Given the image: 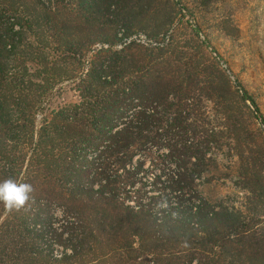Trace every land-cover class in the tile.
<instances>
[{"label": "rangeland", "instance_id": "obj_1", "mask_svg": "<svg viewBox=\"0 0 264 264\" xmlns=\"http://www.w3.org/2000/svg\"><path fill=\"white\" fill-rule=\"evenodd\" d=\"M117 3L108 6L102 1L91 7L80 0H0V115L6 122L0 125V178L32 187L23 206L0 208L4 255H29V264H47L43 261L48 258L88 264L99 257L90 264L190 262L194 255L174 242L170 256L168 248L163 251L150 240L136 241L134 252L130 251L126 242L130 229L118 205L113 211L107 209L102 227L106 234L96 243L84 233L71 238V231L81 232L84 222L77 223L76 216L39 195L58 177L53 163L61 157L62 135L54 146L49 128L57 127L64 137L68 131L56 117L58 110L151 79L157 87L148 100L160 107V113L179 111L176 116L172 110L162 115L158 146L171 141L170 130L174 133L183 127L180 130L186 129L190 136L195 133L193 143L210 140L209 156L220 165L218 178L214 180L212 174L209 183L196 182L189 198L235 208L242 224L263 230L254 240L264 243V0ZM130 106L126 103L124 108ZM153 148L143 154L146 159L167 152L164 147ZM88 150L86 156L93 158L95 147ZM148 162L146 169L151 167ZM163 164L165 171L175 168L168 159ZM148 172L143 174L146 182H138L143 184L146 203L163 197L149 190L153 179L149 174L154 172ZM96 178L94 188L105 185L106 199L126 200L119 187L124 181L120 169L102 168L93 181ZM161 178L165 181L162 173ZM113 187L119 188L114 191ZM124 191L133 195L131 190ZM258 220L262 225H257ZM193 224L201 230L198 223ZM72 246L76 254L85 250L78 262H71ZM225 254L231 257L234 252ZM262 254L257 255L259 259L264 258Z\"/></svg>", "mask_w": 264, "mask_h": 264}, {"label": "trees", "instance_id": "obj_2", "mask_svg": "<svg viewBox=\"0 0 264 264\" xmlns=\"http://www.w3.org/2000/svg\"><path fill=\"white\" fill-rule=\"evenodd\" d=\"M80 1L92 7L102 1L109 6L113 2L120 4L126 0ZM154 80L151 79L148 83L141 81L139 84L131 82L128 85L129 88L120 89L111 96L106 95L100 98L99 95H95L93 100L88 97L81 106L74 104L59 109L56 117L64 123V129H68L65 132L66 136L64 137L57 127L49 128L54 146H57L56 142L62 135L61 157L57 159L59 165L57 162L53 163V166L58 168V177L51 179L45 190L40 189L39 195L54 204L57 203L67 213L76 216L79 219V221L76 220L77 223L84 222L85 226L81 232L71 231V238L75 235L81 237L84 233L90 235L91 241L96 243L99 236L106 234L102 227L106 222L107 209L113 211L119 206L130 229V236L126 242L130 245L129 249L132 252L135 250L134 244L150 240L154 247L160 245L163 251L168 248L169 251L166 254L170 256L173 251L172 242H174L178 247L183 245L184 249L194 255L188 264L193 262L232 264L231 261H227V258L234 264L240 261L241 264L245 262L259 264V260L264 261V258L259 259L260 257L257 256L264 252V243H257L254 239L260 236L261 232H258L263 230L257 229L258 227L249 228L248 225L242 224V215L235 208L221 205L220 202L212 204L204 201V198H189V195L195 191L196 182H200L201 185L207 184L212 174H215L214 180L221 174L220 165L216 159L209 156L212 149L208 146L210 140L206 141L207 143H201L202 145L198 141L193 143L191 137L194 138L195 133L190 136L186 129L182 131L180 129H184L183 127H177L179 129L174 133L169 129L171 141L158 146L159 130H163L162 115L171 114L172 110V114L176 116L179 111L170 109L168 112L160 113V107L148 100L150 96L148 94L157 87ZM89 92L88 90V95ZM125 92L130 95L127 96ZM124 99L131 105L127 109L124 108L126 104L123 102ZM5 124L0 115V125ZM13 134H15L14 131ZM91 143L96 149L93 158L87 157L85 153V148L90 149ZM153 147L158 150L164 147L167 152L161 156L152 153L155 157L158 156L157 159H146L143 154L148 155V152L154 149ZM0 148H2L1 141ZM164 158L175 163L173 171L164 170ZM147 161L149 166L151 165L150 169L144 167ZM156 163L159 164L160 170ZM160 164L163 165L160 167ZM105 167L120 169L124 181L118 186L126 200L113 202L106 199L105 185H99L100 187L95 190L92 182L97 183L98 179L93 181V178L100 175L102 168ZM146 172H154L149 174L153 178L149 183V190L163 194L162 198L152 197L147 203L143 200L145 198L143 184H138V182H146L144 180L147 177ZM161 173L165 181L161 178ZM4 180L7 179L0 178V182ZM119 187H113V190L116 191ZM124 190H131L133 195ZM246 190L249 194H253L249 188ZM0 208L4 209L3 203H0ZM111 222L115 224L114 221ZM194 222L201 226V230L199 229L201 232L194 228ZM257 225H262L260 220ZM155 235L158 238L151 239ZM2 242L0 236V264H18L22 261L26 264L31 263L29 255L23 258L5 256L1 247ZM188 244L194 246L188 248ZM73 248L72 246L71 252L74 256L71 262H78L83 258L85 250L76 254L75 250L79 251L81 246L77 245L75 250ZM86 250L90 255L91 250ZM115 250L117 251V247ZM227 250H231L234 254L231 257H225ZM98 259L90 261L96 262ZM43 262L68 264L64 259L53 261L48 258Z\"/></svg>", "mask_w": 264, "mask_h": 264}, {"label": "clouds", "instance_id": "obj_3", "mask_svg": "<svg viewBox=\"0 0 264 264\" xmlns=\"http://www.w3.org/2000/svg\"><path fill=\"white\" fill-rule=\"evenodd\" d=\"M32 187L27 183H17L12 179L0 182V203L8 209H18L29 199Z\"/></svg>", "mask_w": 264, "mask_h": 264}]
</instances>
